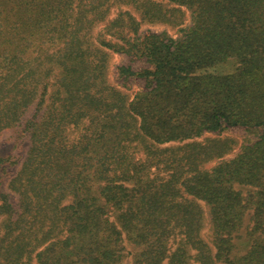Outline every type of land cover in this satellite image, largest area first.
I'll use <instances>...</instances> for the list:
<instances>
[{
	"label": "trees",
	"instance_id": "obj_1",
	"mask_svg": "<svg viewBox=\"0 0 264 264\" xmlns=\"http://www.w3.org/2000/svg\"><path fill=\"white\" fill-rule=\"evenodd\" d=\"M96 1L0 0V131L22 126L21 137L27 134L33 146L29 167L45 150L55 160L53 147L60 145L59 167L49 169L41 180L52 198L55 191L73 194L71 204L55 205L53 211L65 234L37 239L39 250H26V257L34 253L36 264H126L122 231L111 215L116 209L138 206L146 195L136 185L109 179L106 165L132 118L139 120L138 133L158 144L232 127L259 132L236 158L185 176L182 186L210 210L215 252L207 262L264 264V0H167L192 14L191 24L178 38L140 34L139 23L128 12L110 20L97 37L93 28L87 34L85 29L96 18L106 19L107 0ZM110 51L150 65L142 70L118 69L124 80L145 81V89L130 99L109 83ZM57 69L59 85L52 79ZM62 90L57 107L53 96ZM32 107L33 116L23 124ZM59 111L62 126H55ZM83 118L97 119L100 133L85 136L73 149L64 142L54 143L57 136L65 141L69 126ZM82 154L87 175L81 181L69 179L76 173L66 167L67 162ZM7 162L0 156V183ZM104 175L107 181L102 184ZM237 185L249 186L254 193L244 197ZM10 197L0 191V216L9 217L8 228L16 229ZM250 209L252 225L241 244L235 238H240ZM164 215L160 212L157 217ZM14 232L11 229L5 237ZM148 235L156 236L150 232L142 237ZM156 250L146 251L150 262L157 259Z\"/></svg>",
	"mask_w": 264,
	"mask_h": 264
},
{
	"label": "rangeland",
	"instance_id": "obj_2",
	"mask_svg": "<svg viewBox=\"0 0 264 264\" xmlns=\"http://www.w3.org/2000/svg\"><path fill=\"white\" fill-rule=\"evenodd\" d=\"M91 1L98 3L96 0ZM104 10L106 19L102 22L101 18H96L89 25L90 28L86 26L87 34L93 28V36L97 37L103 33V28L110 20L125 12L130 13L139 23L140 34L157 33L178 38L182 36V30L192 22L190 9L167 0H107ZM105 36L110 39L109 34ZM109 55L110 84L122 90L129 99L136 91L145 89L144 80H124L118 77V69L127 66L142 70L150 67L146 60L112 51ZM58 72L59 69L55 71V77L52 75L55 85H59L61 80L57 76ZM63 96V90L62 93L57 92L56 97L53 96L57 107L60 106ZM45 99L49 102V95ZM34 112L35 107H32L22 123L26 124ZM62 117L59 111L55 126L61 125ZM116 121L125 127L120 118ZM128 122H131L129 127H125L120 137L118 136L106 165L109 179L114 178L128 187L136 185L146 195V201L138 206L116 209L111 215L122 231L128 254L125 263L212 264L207 262L215 252L209 207L205 201L185 191L182 179L187 175L213 170L220 164L233 160L247 142L258 139L259 132H250L245 127H232L184 141L158 144L138 133L139 120L128 118ZM100 130L101 123L97 119L90 122L88 118H83L80 123L73 122L69 126L65 141L57 136L54 143L64 142L73 149V145L78 144L85 136L90 138L91 135L100 133ZM22 131V126L0 131V156L9 159L5 164L0 191L10 194L15 209L12 218L18 226L16 229L11 228L15 231L11 237H5L11 232L8 228L10 221L6 215L0 216V264H36L35 254H27L26 257L25 251L32 247L39 250L37 239L38 242L50 238L58 239L65 234V227L59 225L53 211L55 205L60 207L73 202V194L61 191H55L52 198L43 184L46 182L41 180L49 169L59 167L62 156H57V153L61 152L60 145L53 147L55 160H50L51 156L45 150L39 154L37 164L29 167L27 161L31 158L33 146L27 134L21 137ZM42 139L48 144V139ZM71 155L74 156V153ZM66 167L70 168L71 173H76L69 175V179L75 177L74 180L81 181L87 175L84 154L67 162ZM79 173L80 178L76 177ZM106 181L104 175L101 183L105 184ZM236 189L244 197L254 193L249 186L237 185ZM160 212L165 213L164 218L157 217ZM252 215L253 210L250 209L245 216V227L240 238H235L238 243L244 244L247 241L246 228L252 225ZM150 232L156 236L142 237ZM163 232L166 233V238L162 237ZM22 247V251L17 252ZM156 248L157 259L150 262L151 254L146 251ZM247 249L245 247L242 252L245 253ZM206 253L208 255L203 257Z\"/></svg>",
	"mask_w": 264,
	"mask_h": 264
}]
</instances>
